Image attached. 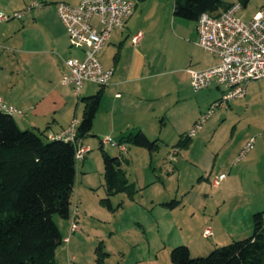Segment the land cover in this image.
<instances>
[{
  "label": "crops",
  "instance_id": "0c3cea01",
  "mask_svg": "<svg viewBox=\"0 0 264 264\" xmlns=\"http://www.w3.org/2000/svg\"><path fill=\"white\" fill-rule=\"evenodd\" d=\"M40 1V6L26 14V19L18 25L22 33L20 39L6 42L15 47L13 52H17L13 59L9 57L12 65L3 64L0 46V98L25 111L22 117L13 116L21 129L44 131L49 137L58 135L73 119L81 122L82 98L95 94L102 87L86 83L78 97L72 85L61 82L65 61L83 59L85 47L70 39L57 13L56 3L64 1L77 5L81 0ZM134 1L133 16L124 29L113 31L100 53L103 66L114 69V75L103 88L90 136L98 137L102 142L112 137L121 140L130 133L142 131L149 138H161L174 147L168 137H186L201 117V111L196 107L185 108L192 88L190 70L212 67L219 59L198 44L197 20L176 16L175 0ZM222 1V7L213 14L219 15L234 5ZM5 23L0 24V42L1 36H8L5 35ZM139 32L142 37L135 44L132 38ZM249 86L247 97L253 93ZM252 133L241 136L233 148L235 165L229 169L226 179L218 186L214 185L215 178L226 174L224 170L228 167L215 174L212 182L223 206L237 207L236 211H230L229 223L238 235L251 232L254 214L264 211V130ZM86 137L82 140L84 144ZM251 138H255L253 149L238 160ZM89 165L90 159L86 157L84 171Z\"/></svg>",
  "mask_w": 264,
  "mask_h": 264
},
{
  "label": "rangeland",
  "instance_id": "374dc122",
  "mask_svg": "<svg viewBox=\"0 0 264 264\" xmlns=\"http://www.w3.org/2000/svg\"><path fill=\"white\" fill-rule=\"evenodd\" d=\"M34 1L0 0V12L13 15L27 9ZM156 1L174 0L143 2ZM262 8L264 0H250L238 15L250 20ZM26 14L22 19L5 21L8 36H1L0 42L3 64H13L9 57L13 59L17 52L6 42L20 39L22 33L18 25L26 19ZM249 87L253 89L252 94L234 98L225 107L217 106L198 134L185 144L180 145L179 135L169 136L168 142L175 148L159 138V147L152 153L125 138L112 137V142H121L126 147L123 152L119 145L104 148L98 137L88 135L85 143L92 147L87 155L90 165L84 171L83 161L77 164L72 205V211L75 208L80 211L81 229L71 232V217L54 216L63 236L56 261L61 264H173L171 251L177 246H188L195 257H206L218 247L249 238L253 230L238 235L235 228L230 227V211H236L237 207L223 206L212 185L215 174L221 169L228 167L224 172L226 177L229 175L235 162L232 161L233 148L240 137L264 130V81H253ZM227 90L213 86L196 92L191 88L185 108L196 107L202 116ZM102 150L123 159L121 169L133 187L132 192L107 194ZM235 169L237 172L238 166ZM207 228L213 235L204 236Z\"/></svg>",
  "mask_w": 264,
  "mask_h": 264
},
{
  "label": "trees",
  "instance_id": "16d2710c",
  "mask_svg": "<svg viewBox=\"0 0 264 264\" xmlns=\"http://www.w3.org/2000/svg\"><path fill=\"white\" fill-rule=\"evenodd\" d=\"M249 2L241 3L247 7ZM174 5L176 16L198 20L204 12L218 11L223 1L175 0ZM102 97L103 88L82 98L84 111L78 131L82 140L92 133ZM125 139L152 153L159 147V139L151 140L142 131L130 133ZM188 139L182 138L180 145ZM102 151L107 194L132 192L121 169L123 159ZM77 164L73 143L50 139L44 131L21 129L13 115L0 110V264H61L56 261V253L63 236L54 216L68 219L71 215ZM253 223L249 238L218 247L206 257H195L188 246H177L171 251V261L264 264V211L254 214ZM99 256L103 258L102 253Z\"/></svg>",
  "mask_w": 264,
  "mask_h": 264
},
{
  "label": "built area",
  "instance_id": "2783aa9c",
  "mask_svg": "<svg viewBox=\"0 0 264 264\" xmlns=\"http://www.w3.org/2000/svg\"><path fill=\"white\" fill-rule=\"evenodd\" d=\"M40 5L34 1L27 9L6 15L0 12V23L11 18L22 19L32 7ZM136 8L134 0H81L72 5L61 1L56 3L57 13L64 24L70 39L74 43L85 47L83 59L70 58L65 61L66 69L62 74V84L72 85L75 94L80 97L86 83H93L102 88L109 85L114 69H106L100 53L112 36L114 30H122L133 16ZM243 8L242 3L234 4L221 14L210 12L202 13L197 22L198 44L206 51L218 57L219 63L206 69H192L191 86L198 92L211 87H226L222 98L214 104L208 113L203 114L188 133V137H195L204 123L211 116L217 106L225 107L234 98L244 97L249 84L256 80L264 81V8L260 9L252 19L244 20L238 15ZM142 33L135 35L132 40L137 44ZM0 110L10 114L24 116L25 111L8 105L0 98ZM80 122L73 119L71 124L58 135L49 136L50 139H63L76 147V160L84 161L91 146L82 142L78 137ZM103 145H119L124 152L123 144L112 142L110 138L102 141ZM255 138L242 149L238 160H242L253 149ZM226 178L219 175L214 185ZM71 232L81 229L80 211L78 208L71 211ZM213 235L210 228L204 236Z\"/></svg>",
  "mask_w": 264,
  "mask_h": 264
}]
</instances>
